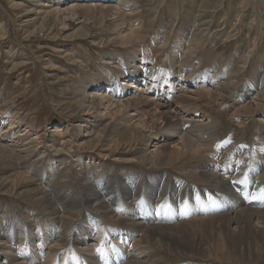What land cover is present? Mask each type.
I'll return each mask as SVG.
<instances>
[{
    "label": "bare ground",
    "instance_id": "6f19581e",
    "mask_svg": "<svg viewBox=\"0 0 264 264\" xmlns=\"http://www.w3.org/2000/svg\"><path fill=\"white\" fill-rule=\"evenodd\" d=\"M216 2L190 0L189 4L201 17L203 13L197 9ZM42 10V29L51 16L55 23L64 16L66 27L67 21L80 18V10L86 15L84 19L93 17L101 24L112 14L116 32L96 43L125 46L129 51L124 56L111 54L103 58L105 76L99 79L93 75L77 85L79 107L85 114L78 125L77 143L83 146L95 139L105 140L114 151L123 146L131 150L136 147L119 160L137 163L141 168L157 169L158 162L159 166L175 164L193 155L204 162L195 170L196 178H202L205 186L171 177V171H125L118 178L104 168L102 176L87 179L82 189L55 188L51 181L58 176L54 172L60 166L85 167L86 163L75 151H67L64 143L52 141L42 148L37 143L40 134L34 131L38 136L31 139L30 134L25 135L18 114L4 110L0 113V127L10 124L6 131H0V166L7 161L27 164L37 157L35 161L41 164L38 171L31 174L24 169L26 175L16 173L21 178L18 184L27 186L30 182L29 189L45 200L50 214L41 216L31 207L16 212L9 206H0V264H170L165 254L188 261L192 256L208 258L213 252L242 259L259 258L260 254L251 248L264 240V145L245 147L239 141L225 140L226 137L218 139V121L206 123L192 118L200 111L192 108L189 94L196 95V101L201 100L203 93L211 94V88L205 89L208 84L217 89L221 80L226 82L229 78L216 72L210 81H204L201 74L197 75L198 80H191L188 75L194 71L185 65L196 51L182 38L163 55L169 51V39L154 37L153 56L147 57L144 37L138 35L144 25L142 20L138 21V31L126 29L128 18L140 11L129 0H46ZM80 32L84 37H92L90 29ZM66 56L83 70L89 69L88 62L79 54ZM159 56L165 64L161 70L156 67ZM167 63L174 68L173 73L166 69ZM249 85L245 84L241 96L232 98V109L240 106L239 109L258 110L260 101L252 96L257 87ZM225 98L220 96L217 100L216 96L215 102ZM262 114L260 126L264 132ZM140 142L144 144L137 148ZM67 220L71 225L65 227ZM204 261L201 264H219Z\"/></svg>",
    "mask_w": 264,
    "mask_h": 264
},
{
    "label": "rangeland",
    "instance_id": "374dc122",
    "mask_svg": "<svg viewBox=\"0 0 264 264\" xmlns=\"http://www.w3.org/2000/svg\"><path fill=\"white\" fill-rule=\"evenodd\" d=\"M129 1L136 3L140 11L128 18L126 29L138 31V21L142 20L144 25L138 35L144 37L147 57L153 56L151 40L154 37L161 36L169 39L167 47L169 51H165L163 55L169 53L178 39L182 38L183 42L191 44L196 51L185 65V67L190 65L194 71L188 75L191 80H198L197 75L201 74L204 76V81H210V76L213 77L212 75L216 72L229 78L226 82L221 80L220 88L217 89L212 83L208 84L209 86L205 89L208 91L211 88V94L203 93L201 100L196 101L197 98L194 97L196 95L189 94L193 99L192 108L200 111L194 113L192 118L206 123L210 120L218 121V131L216 129L218 139L226 137L225 140L239 141V144H244L245 147L263 146L264 132L260 125L263 120L262 112L264 113V0H217L213 5L206 7L203 5L202 8L197 9L203 13L201 17L189 4L190 0ZM45 2L46 0H0V113L4 110H9L12 114L17 113L16 116L23 120L21 124H24L22 129H26L25 135L30 134V138L34 139L40 134L37 143L42 148L50 146L52 141L64 143L67 151H75L86 163L85 167L70 164L60 166L57 173L54 172L59 177L55 175L51 185L55 188L64 186L71 191H77L82 189L87 179L102 176L105 168L112 170L114 177L118 178L125 171L145 170L147 174L171 171L169 172L171 177L186 178L204 187V180L196 178L198 173L195 170L204 162L195 159L193 155L183 157L175 164L161 163L159 166L158 162L157 170L148 166L141 168L137 163L122 162L128 151H134L136 147L131 150L123 146L118 151H114L116 149L113 146L111 149L105 140L97 142L98 139H95L91 144L83 146L77 143L75 138L79 140L80 135L78 125L81 124L85 115L79 107L80 97L77 93V85L80 81L91 79L93 75L99 79L103 78L105 76L103 58L111 54L124 56L129 51L124 48L125 46H115L112 43L109 45L101 41L96 43L100 38L106 39L116 32L114 23L116 20L112 14L105 24H101L93 17L90 19L94 22L87 17L86 21L84 19L86 15L80 10V18L67 21L65 28L63 27L64 16L56 21L57 24L54 21L55 18L51 16L47 20L48 23L46 22L45 29H42L45 25L42 24L44 14L41 7ZM79 28L80 30L90 29L92 37L90 39L84 37ZM73 31H77L76 35L72 34ZM72 54L82 56V60L85 59L88 62L89 69L83 70L77 63L70 61L66 55ZM156 60L157 70L165 68L162 56ZM166 69L171 73L174 72L170 63H167ZM231 82L233 86L230 85ZM246 83L250 84L249 88L257 87V92H252V96L256 95L260 101L258 102L260 107L256 111L252 107L249 110L239 109L240 106L235 109L231 107L232 98L241 96ZM157 95L156 93L154 96ZM216 96L217 100L220 96H226V98L222 101L223 103L215 102ZM182 111L179 110L180 114L187 116ZM9 124L10 122L7 125ZM105 124L106 121L101 126L104 128ZM7 125H2L0 131H6ZM27 128L32 132L29 133V130L27 132ZM34 131L38 132V135H34ZM67 131L69 133L65 134ZM143 144L140 142L137 148H141ZM45 156L47 157V154ZM119 158L122 159L119 160ZM35 160L38 158L31 159L27 164L19 165L12 161L1 164L0 206H9L16 212H24V207H31L41 216L46 217L50 214V210L45 200L39 193L30 190L32 188L30 182L27 186L19 185L21 178L16 175V173L26 175L27 172L32 174L38 171L41 164H37L38 161ZM24 169H27L26 173ZM11 174L15 175L12 179L5 178L11 177ZM63 225L67 227L71 224L67 220ZM251 249L260 254L259 258L242 259L237 255L227 256L215 252L205 259L192 256L187 258L188 261L186 258L181 261L169 254H165V258L170 264L185 262L201 264L204 260V262L212 260L219 264H264V240H260V243L255 244V247Z\"/></svg>",
    "mask_w": 264,
    "mask_h": 264
}]
</instances>
